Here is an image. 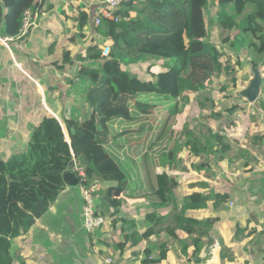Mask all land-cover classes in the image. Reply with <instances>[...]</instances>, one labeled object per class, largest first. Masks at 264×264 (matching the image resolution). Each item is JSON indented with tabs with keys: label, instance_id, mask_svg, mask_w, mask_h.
<instances>
[{
	"label": "trees",
	"instance_id": "trees-1",
	"mask_svg": "<svg viewBox=\"0 0 264 264\" xmlns=\"http://www.w3.org/2000/svg\"><path fill=\"white\" fill-rule=\"evenodd\" d=\"M46 1L0 0V39L8 44L25 38L24 13L41 15ZM211 1L221 9L217 17L219 27L235 31L232 38L227 36L222 42L228 43L233 53L246 51L250 66L260 70L264 64V0H244L234 16L225 11L234 0ZM206 5L207 0H129L114 11L119 21L102 20L99 26H94L93 30L106 40L108 57L101 56L97 44H90L74 58L63 50V61L60 64L52 61L49 67L59 72L65 65L81 63L77 75L87 83L85 99L93 113L82 122L64 116L58 121L46 113L32 127L24 152L0 158V264H13L19 257L12 251V239L28 229L31 216L39 207L51 204L63 187L62 174L70 164L83 172V176L75 172L80 187L88 188L94 181L109 184L96 192L95 208L106 211L112 208L116 215L123 197L143 199L153 209L164 208L174 201L178 178L161 169L174 162L178 143L192 158L209 155L216 157L215 162L224 159L231 147L210 129L206 128L203 140L189 129L191 121L184 124L178 135L174 130L176 117L192 100L199 103V108L204 107L209 99H203L202 92L210 89L214 77L224 76L219 88L222 93L228 91L229 83L236 87L237 71L232 56L208 41L201 23ZM247 6L252 9L245 13L243 9ZM235 16L240 18L236 20ZM86 23L87 17L81 14L78 34L70 37L69 42L75 43L77 36L82 37ZM149 59L153 61L147 62ZM0 62H11L4 49ZM86 62L90 65L84 66ZM156 63L159 66L155 71ZM146 64L148 79L130 72L131 67ZM237 67L243 66L240 63ZM261 75L260 91L264 96V71ZM73 102L79 106L78 99L73 98ZM210 103L214 108L213 101ZM258 104L264 107L261 102ZM155 109H159V119ZM236 109L233 106L228 112ZM105 125L109 133L103 130ZM76 132L89 135L91 141L78 139ZM3 135L0 130V138ZM207 165L193 164L191 168L200 170ZM195 185L206 192L186 195L170 220L153 211L145 215L138 230L135 222L122 220L119 232L124 242L116 249L122 253L152 235H159L163 226L172 223L195 237L193 244L198 250L201 239L209 238V231L218 219L197 221L186 217V211L205 209L211 201L218 208L228 201L229 194L214 192L204 181ZM129 227L131 231L127 230ZM186 249L187 245H183V254ZM166 252V244H161L158 258L148 263L159 264Z\"/></svg>",
	"mask_w": 264,
	"mask_h": 264
},
{
	"label": "crops",
	"instance_id": "crops-1",
	"mask_svg": "<svg viewBox=\"0 0 264 264\" xmlns=\"http://www.w3.org/2000/svg\"><path fill=\"white\" fill-rule=\"evenodd\" d=\"M57 2L58 0H47L43 13L50 11L49 15L53 17L56 15L64 18L75 16L72 20L77 23L76 29L67 36L68 42L70 37L78 34V19L81 14L87 17V23L81 31V39L77 41L75 38V43L69 42V45L64 49L70 53L69 58H74L82 53L90 44H97L100 50L106 40L92 29V20L94 14L101 7L102 0H75L74 14H69V10L63 14L62 10L57 9ZM62 29L63 26L58 25L54 31ZM100 39L104 40L101 44L98 43ZM22 40L12 41L8 44L0 41L2 48L9 53L11 59V62H0V65L7 69L10 79V82L5 83L4 86L6 88L8 86L16 87V92L5 93L3 89L0 97L17 98L21 111L19 125L10 123L4 126L0 122L1 130L4 131L3 137L0 138L3 140L0 144L1 159H7L10 155L26 150L31 129L44 114L47 113L58 121L60 117L64 116L82 122L93 113L92 107L85 99L84 92L87 83L77 75L81 63L65 65L64 70L59 72L49 67L52 62H24L29 59L23 58L14 45V42L20 43ZM47 45L49 55L44 58L46 61L48 57L52 59L54 43L50 42ZM3 49H0V55H2ZM226 53L231 56L233 54L231 51H226ZM15 54L18 59L15 58ZM240 63L242 68L237 67V64ZM233 64L237 71L235 89L230 88L228 92H223L224 96L217 91L219 96L217 99L216 96L210 94L211 89L206 90L205 95L202 92L203 99L207 98L208 101L211 100L215 104L211 113L201 112L199 103L193 100L183 112L186 121H191L189 129L195 135L206 133V128H208L230 145L229 152L233 163L235 166L244 168L247 176L250 175L251 180L247 189L252 197H249L250 202L246 204L235 203L234 208L232 206L227 208V205L215 208L211 201L207 203L205 209L186 211V217L197 221H204L208 218L218 219L209 231V238L201 239L198 250H195L193 244L195 237L188 236L178 230L172 223L163 226V231L159 235H152L122 253L116 249L119 244L124 242L123 235L119 232L122 220L135 222L134 227L137 230L141 228L145 215L153 211L170 220L174 212L179 211L186 195L192 192H206L205 188L195 184L203 181L214 184L220 180V177L217 178L220 174L217 170L218 167H222L225 158L218 162H214L212 156H204L202 159L192 158L188 150L181 147L177 149L174 162L161 169L178 178L179 185L174 192V201L170 205L153 209L143 199L130 200L123 197L121 205L116 210V215L113 214L112 208L107 211L99 210L105 216L103 225L92 232H87L83 226L84 200L81 190L79 187L68 188L63 183L62 189L55 194L51 204L46 208L39 207L37 212L31 216L28 229L22 230L17 237L12 239V251L19 256L15 258L13 264H152L148 261L158 258L161 244H166L167 252L165 259L159 264H264V107H260L258 102L249 103L240 96V92L246 89L247 83H250L253 78V73L248 72L246 68L250 70L253 66H250L248 62H234V60ZM83 65L87 66L90 63L86 62ZM144 66L148 67L147 65L132 67L130 72L140 79H148L149 75ZM158 66L159 63H156L155 71ZM261 68L264 69V64L261 65ZM132 69H137L139 74L131 71ZM256 69L259 71L258 68ZM159 70L164 71V68L159 67ZM56 73L59 74L56 75ZM242 81L243 85L237 89ZM261 96H263L262 93H259V98ZM189 97L192 98L193 95H189ZM73 98L79 100V106L74 104ZM194 105L196 109H194ZM233 106H236L237 109L232 113L228 112ZM193 121L196 123L195 127L192 124ZM183 126L182 123L180 128ZM103 130L109 133L107 125ZM63 132L65 141L67 140L66 142L69 143L64 128ZM76 135L78 139L86 140L85 142L91 141L89 135L80 134V132H76ZM180 151L184 152L183 157L180 155ZM202 163H208V165L200 170L191 168L193 164ZM223 182L233 187L229 181ZM108 185L99 183V189H104ZM221 188L225 191L223 193L229 191L227 187ZM215 189L214 192H222ZM255 197L258 199L253 200ZM130 228L132 227L127 230L131 231ZM183 245H187L185 254L181 251ZM106 260H110V262L107 263Z\"/></svg>",
	"mask_w": 264,
	"mask_h": 264
},
{
	"label": "rangeland",
	"instance_id": "rangeland-1",
	"mask_svg": "<svg viewBox=\"0 0 264 264\" xmlns=\"http://www.w3.org/2000/svg\"><path fill=\"white\" fill-rule=\"evenodd\" d=\"M69 1L70 0H58L56 4L57 9L59 8L60 10H62L63 14H65V11L67 10H69V14H74V8H75L74 1L75 0H72L71 2ZM243 3H244V0H234V3L227 6L225 11L227 12V14L234 16L233 15L234 11L235 10L239 11L240 5H242ZM249 6L244 8L243 12L246 13L250 11L252 8H250ZM220 10L221 9L219 6L215 5L211 0H207V5L203 11L202 16L200 15L201 16L200 19H201V23L203 24V28L205 32L207 33L208 41L211 42L213 45L217 46L220 50L225 51L226 53V51H230V48H229L230 45L228 43L227 44L223 43L222 40L226 38L227 36L229 38L230 37L232 38V36L235 34V31H225L219 27L218 22H217V17L220 13ZM49 12L47 11L43 13L41 16H33V19L31 20V25L26 28L28 30L27 31L28 35L26 36V38L22 40L20 43L14 42L15 49L19 52V54L22 55L23 58L27 57L30 60V62H52V60H57L58 62H62L63 61L62 50H64L65 47L69 45V42L67 41L68 40L67 36L71 35L74 29H76L77 23L75 22V20H72L73 18H75V16L73 17L69 16L70 18H64L63 16L58 17L56 15L55 17H53L49 15ZM239 18L240 17L235 16L236 20ZM58 25L63 26V29L55 32L54 30L57 29ZM94 28L95 27L92 26V29ZM80 39L81 37L79 36L76 37L77 41H79ZM45 41L46 43H44ZM50 42L54 43L52 47L53 49L52 54H51L52 59L48 57L47 58L48 60L46 61L44 60V58L49 55L47 44H49ZM101 42L103 43L104 40L100 39L98 43L101 44ZM58 47L60 48V50H58L59 49ZM67 54L69 56L70 53L67 52ZM232 56H233L234 62H242V63L249 62L248 60L249 54L246 51H241L240 53H237V54L233 53ZM152 61L153 60L149 59L147 62H152ZM221 61H224V58H222ZM13 66L14 68H16L15 65ZM144 67L146 68V66ZM246 70L248 72L250 71V73H253L252 68H250V70L246 68ZM131 71L139 74V71L137 69H132ZM263 71L264 69L261 68L258 72L261 75ZM53 74L55 73L53 72ZM58 74L56 73V75ZM223 80L224 78L222 74L212 79V83L210 86V89L212 92L210 94H213L214 96H216V99L219 97L216 92L219 91V88L221 86V81L223 83ZM7 82H10L9 76L7 74V69L0 65V94L3 89L5 90V93L6 92L7 93L16 92V87L8 86L6 88V86H4V84ZM241 85H243V81L240 82L237 89H239ZM230 88H232L231 83L228 84V89ZM204 93L206 94L205 91H203V94ZM219 93H221V95L224 96L222 92L219 91ZM263 98L264 96H261V98H258L256 102H261L262 104H264ZM155 99L157 100V98ZM194 109H196L195 105H194ZM212 109L213 107L211 106V103L206 102L204 107L200 109V111L205 112V113H211ZM155 110H156V118L159 119L161 116L160 112L158 111L159 109H155ZM20 112L21 111L19 110V100L17 98H14L12 96H7V97L5 96L4 98L0 97V122L4 126L9 125L10 123H15V124L18 123L19 125L20 124L19 119L21 116ZM191 115H194V114H191ZM176 119L177 121H176L174 130L175 132L177 130L176 135H178L180 130L182 129V127L180 128L181 124L182 123L185 124L188 121H186L184 117V112L179 114L176 117ZM192 124L195 127L196 123L194 121L192 122ZM177 126H179L178 129H177ZM1 129L2 128L0 127V130ZM205 134L206 133L200 134L201 140H203L204 136L205 137L207 136V134L206 135ZM1 142H3V140L0 139V144H2ZM181 147L182 146L180 145V143H178V145H176V150ZM180 155L183 157L184 152L180 151ZM208 156L206 155V157ZM224 158L225 159L223 160L224 162L221 168L218 167V170H217L216 167H214V169L217 170L218 173H220L219 176L217 177L218 179L220 177V180L214 184L213 183H210V184L208 183V184L212 186L213 189L217 188L219 191H222L220 193L225 192L224 190H222L221 187L224 186V187L229 188V191L226 188L227 189L226 191H228L227 194H229V199L228 201L223 203L222 207H225V205H227V208H230L231 206L232 208H234L235 203L246 204L250 202L249 197L251 198L252 196L250 194V191L248 192V189H247L248 183L251 180L249 178L250 175L247 176L246 172L244 171L245 170L244 168L235 166L231 158L230 152H227L224 155ZM215 160H216V157H214L213 161L215 162ZM223 181H229L233 187L228 186ZM177 198H180V197L177 196ZM257 199L258 198L255 197V199L253 200H257Z\"/></svg>",
	"mask_w": 264,
	"mask_h": 264
},
{
	"label": "built area",
	"instance_id": "built-area-1",
	"mask_svg": "<svg viewBox=\"0 0 264 264\" xmlns=\"http://www.w3.org/2000/svg\"><path fill=\"white\" fill-rule=\"evenodd\" d=\"M129 0H102L101 7L99 10L94 14L93 16V26H99L102 22V20H110L117 22L120 20L118 16L114 15V11L123 3L127 2ZM33 19V16L30 12L24 13L23 18V32L27 31V27L31 25V20ZM2 43L5 44V40H1ZM100 53L103 58L108 57L109 55V47L107 45H104L100 47ZM264 103V98H263ZM74 172H78L80 176H83V172L81 169L75 167L73 164ZM99 183L94 181L92 182L88 188L80 187L82 197L84 200V206L82 210V217H83V226L84 229L87 232H92L95 229L100 228L104 221L105 216L103 215V212L96 210L95 208V201L97 200L96 192L99 190ZM107 263L110 262V260H106Z\"/></svg>",
	"mask_w": 264,
	"mask_h": 264
},
{
	"label": "water",
	"instance_id": "water-1",
	"mask_svg": "<svg viewBox=\"0 0 264 264\" xmlns=\"http://www.w3.org/2000/svg\"><path fill=\"white\" fill-rule=\"evenodd\" d=\"M251 68L253 69V78L246 89L240 92V96H242L247 102L254 103L259 97L262 78L256 68ZM62 181L68 188L71 189H75L80 186V181L74 172L73 164H70L68 169L62 174Z\"/></svg>",
	"mask_w": 264,
	"mask_h": 264
},
{
	"label": "clouds",
	"instance_id": "clouds-1",
	"mask_svg": "<svg viewBox=\"0 0 264 264\" xmlns=\"http://www.w3.org/2000/svg\"><path fill=\"white\" fill-rule=\"evenodd\" d=\"M260 93H261V91H260ZM259 98V97H258Z\"/></svg>",
	"mask_w": 264,
	"mask_h": 264
}]
</instances>
